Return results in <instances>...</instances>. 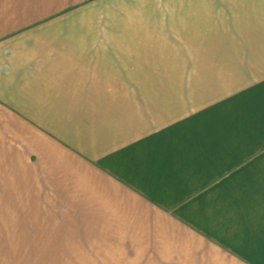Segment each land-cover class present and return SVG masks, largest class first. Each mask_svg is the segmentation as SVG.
<instances>
[{"label": "crops", "instance_id": "crops-1", "mask_svg": "<svg viewBox=\"0 0 264 264\" xmlns=\"http://www.w3.org/2000/svg\"><path fill=\"white\" fill-rule=\"evenodd\" d=\"M0 264H264V0H0Z\"/></svg>", "mask_w": 264, "mask_h": 264}]
</instances>
